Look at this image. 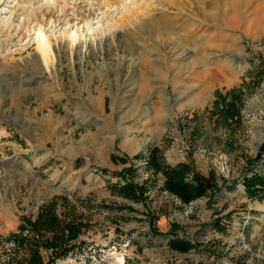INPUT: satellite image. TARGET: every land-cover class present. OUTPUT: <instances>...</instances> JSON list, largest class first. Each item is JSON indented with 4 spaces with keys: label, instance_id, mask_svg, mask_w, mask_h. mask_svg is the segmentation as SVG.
Returning <instances> with one entry per match:
<instances>
[{
    "label": "rangeland",
    "instance_id": "1",
    "mask_svg": "<svg viewBox=\"0 0 264 264\" xmlns=\"http://www.w3.org/2000/svg\"><path fill=\"white\" fill-rule=\"evenodd\" d=\"M261 70L264 0H0V233L43 201L86 197L112 208L94 210L93 244L55 264H264V200L240 183L264 173ZM238 86L242 121L227 126L214 92ZM151 145L219 191L113 194L118 174L149 176L134 155ZM172 229L197 246L172 249Z\"/></svg>",
    "mask_w": 264,
    "mask_h": 264
},
{
    "label": "trees",
    "instance_id": "2",
    "mask_svg": "<svg viewBox=\"0 0 264 264\" xmlns=\"http://www.w3.org/2000/svg\"><path fill=\"white\" fill-rule=\"evenodd\" d=\"M263 74V70L257 74L258 80ZM214 94L216 98L213 102L212 115L227 126H239L246 95L242 87H233L225 93L217 89ZM257 154L256 161L261 157L264 158V142ZM134 158L143 162L142 168L149 173V176L135 182L127 173L118 174L122 177L121 182L109 183V189L113 194L144 203L150 188L149 182L155 184L159 181V189L182 203H189L201 197H208L220 189L217 188L216 179L202 175L191 163L167 162L163 149L159 146L151 145L145 151L135 154ZM120 159L124 162L126 158ZM128 171L130 170L126 172ZM240 183L248 199L264 200V173L260 170L250 167L249 171L241 176ZM236 184L233 181L228 189L235 190ZM80 203L81 205L78 206L66 196L60 195L43 201L33 213L22 214L14 229L0 233V244L3 246L0 251V264H55L58 258H64L72 252H84L93 244L84 237V234L93 226L94 210L100 207L112 208V206L103 202L94 203L86 197ZM123 206L134 209L126 203ZM211 224L219 230H224V225L220 224L218 219L213 220ZM167 234L171 235L167 238V243L174 250L185 252L197 246L192 239L179 235L175 229ZM198 264L223 263L208 261Z\"/></svg>",
    "mask_w": 264,
    "mask_h": 264
}]
</instances>
